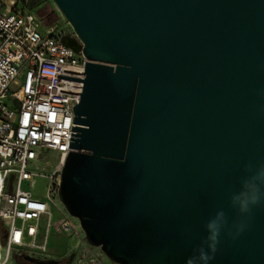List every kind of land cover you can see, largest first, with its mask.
Masks as SVG:
<instances>
[{"label":"water","instance_id":"water-1","mask_svg":"<svg viewBox=\"0 0 264 264\" xmlns=\"http://www.w3.org/2000/svg\"><path fill=\"white\" fill-rule=\"evenodd\" d=\"M52 2L86 59L59 200L87 242L264 264V0Z\"/></svg>","mask_w":264,"mask_h":264},{"label":"built area","instance_id":"built-area-1","mask_svg":"<svg viewBox=\"0 0 264 264\" xmlns=\"http://www.w3.org/2000/svg\"><path fill=\"white\" fill-rule=\"evenodd\" d=\"M64 36L43 28L20 0H0V264L14 254L43 249L36 241L43 223L50 226L52 209L58 214L57 232L76 239L71 262L106 264L59 200L60 176L71 151L72 107L82 92L86 62L63 43ZM50 152L58 156L53 170L48 175L32 170ZM36 177L48 180L43 200L22 189L24 183L31 189Z\"/></svg>","mask_w":264,"mask_h":264},{"label":"rangeland","instance_id":"rangeland-1","mask_svg":"<svg viewBox=\"0 0 264 264\" xmlns=\"http://www.w3.org/2000/svg\"><path fill=\"white\" fill-rule=\"evenodd\" d=\"M21 5L26 11H29L31 14L38 17L43 28L47 29L52 27L67 35H73L71 27L56 8L52 0H24ZM21 80L22 78L19 79V81ZM4 102L7 105L10 103V100L6 99ZM43 157V161L38 163L37 169L32 167V170L48 175L56 165L58 156L56 153L50 152L43 155ZM46 161L49 162L48 165L45 164ZM47 182V178L36 177L31 189L26 183L23 184L22 189L30 191L35 198L43 200L46 195ZM6 192H9L8 189ZM51 213L53 220L51 221L50 226L47 227V224L43 223L36 241L39 246H44L43 249L31 252L27 257L43 261H59L61 264H67V261L69 262L70 260V264H73V262H71L73 258L72 246L75 245L76 239H72L57 232L55 225L57 223L58 214L54 209L51 210ZM3 257L4 250L2 248L0 250V260H2ZM23 257V255L14 254L8 264H17ZM104 260L107 264L109 263L106 257H104Z\"/></svg>","mask_w":264,"mask_h":264},{"label":"flooded vegetation","instance_id":"flooded-vegetation-1","mask_svg":"<svg viewBox=\"0 0 264 264\" xmlns=\"http://www.w3.org/2000/svg\"><path fill=\"white\" fill-rule=\"evenodd\" d=\"M68 36L71 37V38H74L73 35H68ZM20 261L17 264H39V262H41L43 260H38V259H35V258H30L29 259L28 257L24 256Z\"/></svg>","mask_w":264,"mask_h":264},{"label":"clouds","instance_id":"clouds-1","mask_svg":"<svg viewBox=\"0 0 264 264\" xmlns=\"http://www.w3.org/2000/svg\"><path fill=\"white\" fill-rule=\"evenodd\" d=\"M257 200H258V196L254 199L253 202H257ZM213 241H214V242L210 244V247H211L212 250L214 251V250H215V242H216V237H215V236L213 237ZM203 259H204V260H207V259H209V257H207L206 255H204V256H203Z\"/></svg>","mask_w":264,"mask_h":264},{"label":"trees","instance_id":"trees-1","mask_svg":"<svg viewBox=\"0 0 264 264\" xmlns=\"http://www.w3.org/2000/svg\"><path fill=\"white\" fill-rule=\"evenodd\" d=\"M24 0H20V3H22ZM22 6V5H21ZM23 7V6H22ZM30 8V7H29ZM24 9V8H23ZM58 264H61V263H58ZM64 264H66V263H64ZM67 264H70V260H69V262L67 261Z\"/></svg>","mask_w":264,"mask_h":264},{"label":"crops","instance_id":"crops-1","mask_svg":"<svg viewBox=\"0 0 264 264\" xmlns=\"http://www.w3.org/2000/svg\"><path fill=\"white\" fill-rule=\"evenodd\" d=\"M56 262H57V261H56ZM58 263H60V262L58 261ZM58 263H57V264H58ZM105 263L107 264V262H106V261H105ZM108 264H109V263H108Z\"/></svg>","mask_w":264,"mask_h":264}]
</instances>
